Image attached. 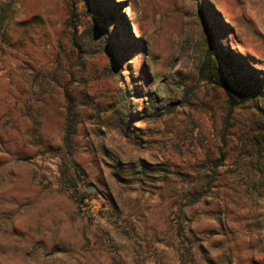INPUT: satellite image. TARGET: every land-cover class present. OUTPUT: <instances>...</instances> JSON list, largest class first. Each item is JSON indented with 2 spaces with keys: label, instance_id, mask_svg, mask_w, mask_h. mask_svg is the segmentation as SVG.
I'll return each instance as SVG.
<instances>
[{
  "label": "rangeland",
  "instance_id": "374dc122",
  "mask_svg": "<svg viewBox=\"0 0 264 264\" xmlns=\"http://www.w3.org/2000/svg\"><path fill=\"white\" fill-rule=\"evenodd\" d=\"M209 49L262 95L230 104ZM262 108L264 0H0V264L90 260L75 170L120 206L158 191V237L186 264H264Z\"/></svg>",
  "mask_w": 264,
  "mask_h": 264
},
{
  "label": "crops",
  "instance_id": "0c3cea01",
  "mask_svg": "<svg viewBox=\"0 0 264 264\" xmlns=\"http://www.w3.org/2000/svg\"><path fill=\"white\" fill-rule=\"evenodd\" d=\"M146 194L151 195V198L145 199L147 203L137 199H132L129 203L122 200L120 206L119 202L109 201L95 190L90 211L92 218L85 219L91 237V250L87 254L90 260L81 257L80 261L66 259L55 264H117L115 260H104L100 251L96 252L93 248L95 244H103L104 247L108 244L104 235L106 231L115 233V239L123 245V249L119 251L123 257V264H186L184 257L180 259L178 249L172 248L169 239L158 237L161 222L164 223L168 218V215L154 212L155 206L161 205L162 202L158 197V191H147ZM104 202L114 203L120 208L122 221L128 222L130 232L126 231L127 226L114 225L105 215L99 213L98 208ZM107 251H110L109 248Z\"/></svg>",
  "mask_w": 264,
  "mask_h": 264
},
{
  "label": "trees",
  "instance_id": "16d2710c",
  "mask_svg": "<svg viewBox=\"0 0 264 264\" xmlns=\"http://www.w3.org/2000/svg\"><path fill=\"white\" fill-rule=\"evenodd\" d=\"M97 12L100 15V23L103 21L104 12L101 8L97 7ZM114 17V16H113ZM102 24V23H101ZM216 59L220 62V66L217 68L215 64ZM201 73L207 79L216 83L218 86L223 88L229 97L230 104L242 103L254 97H260L262 95V90L258 87V84L251 81L247 76L239 74V72L233 67L232 61L228 56H223L216 54L211 49L207 51L204 63L201 68ZM75 107L73 98L68 95V108L69 111H73ZM261 113L264 116V108L261 109ZM68 119L71 121L69 127L66 131L65 143L68 151H72L73 143L72 136L76 132V125L72 115H68ZM77 166V164L75 163ZM69 172H66V175ZM81 173L76 170L72 172L67 179V183L74 188L72 194L73 200L76 202L79 210L83 215L90 213L89 209L92 207L93 193L89 192L86 186H83V180L81 178ZM106 205L108 207H106ZM99 213L105 215L110 223L118 226H127L126 231L130 232V227L128 224L122 221V215L120 208L114 204L106 202L100 204L98 208ZM90 218L91 214H88Z\"/></svg>",
  "mask_w": 264,
  "mask_h": 264
},
{
  "label": "built area",
  "instance_id": "2783aa9c",
  "mask_svg": "<svg viewBox=\"0 0 264 264\" xmlns=\"http://www.w3.org/2000/svg\"><path fill=\"white\" fill-rule=\"evenodd\" d=\"M45 161L50 165L51 171L54 175L59 176V170H58V164H59V158L57 156H51V155H46L45 156ZM67 189L73 194L74 188L67 186Z\"/></svg>",
  "mask_w": 264,
  "mask_h": 264
}]
</instances>
